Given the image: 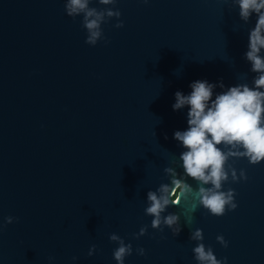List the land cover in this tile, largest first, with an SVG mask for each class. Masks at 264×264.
Instances as JSON below:
<instances>
[{
	"label": "water",
	"instance_id": "water-1",
	"mask_svg": "<svg viewBox=\"0 0 264 264\" xmlns=\"http://www.w3.org/2000/svg\"><path fill=\"white\" fill-rule=\"evenodd\" d=\"M89 6L121 13L122 27L101 25L107 43H85L64 0H0V264H116L112 233L132 245L124 264H197L196 228L217 259L264 264V162L229 159L247 179L223 184L237 207L221 216L182 197L164 213L180 215L173 235L144 213L147 191L170 181L164 169L182 174L172 134L186 128V108L172 110L174 92L197 79L250 83L255 17L241 21L232 0Z\"/></svg>",
	"mask_w": 264,
	"mask_h": 264
},
{
	"label": "clouds",
	"instance_id": "clouds-1",
	"mask_svg": "<svg viewBox=\"0 0 264 264\" xmlns=\"http://www.w3.org/2000/svg\"><path fill=\"white\" fill-rule=\"evenodd\" d=\"M142 2L147 4L149 0ZM98 3L114 6L117 0H98ZM232 3L244 23L255 17L253 26L248 29L243 53L248 71L253 73L251 81L225 86L222 80L197 79L189 83V92H174L172 110L186 108V128L172 134L182 149L178 157L182 174L178 176L173 168L167 167L164 171L170 174L169 183L147 191L144 213L152 217L150 226L153 229L163 231L166 226L173 235L181 231L180 215L164 213L170 205H178L182 197L191 204L192 210L199 205L214 216L234 210L237 207L234 189L223 190V184L229 176L233 182L246 180L247 176L241 169L238 177L236 169L227 162L230 158H246L250 164L264 162V0H232ZM89 5L90 0H64V10L69 17H82L85 43L94 46L102 39L107 43L101 25L115 17L114 27H122L121 13L112 7L98 10ZM217 88L220 91H216ZM186 178L196 181V187L187 183ZM4 219L7 224L14 218L6 216ZM147 227L141 226L134 237L144 235ZM189 239L197 242L192 248L197 264H228L227 257L217 259L211 246L206 247L201 242L200 228L191 231ZM109 240L118 245L112 252L116 264H124L125 257L132 254L131 243H125L115 233L109 235ZM216 240L228 246L222 235H217ZM95 249L96 246L91 245L88 255H93ZM136 253L143 256L145 249L138 247ZM48 259L51 264L53 258ZM72 260L75 262L77 257Z\"/></svg>",
	"mask_w": 264,
	"mask_h": 264
}]
</instances>
